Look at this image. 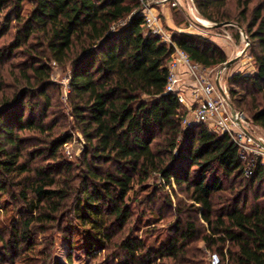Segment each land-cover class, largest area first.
Returning a JSON list of instances; mask_svg holds the SVG:
<instances>
[{
  "label": "trees",
  "instance_id": "16d2710c",
  "mask_svg": "<svg viewBox=\"0 0 264 264\" xmlns=\"http://www.w3.org/2000/svg\"><path fill=\"white\" fill-rule=\"evenodd\" d=\"M193 2L245 32L255 68L228 78V103L264 130V0ZM144 23L139 0H0V264H49L55 233L92 264H264V162L247 176L227 133L182 125L165 92L174 46ZM172 40L203 66L228 61L200 33ZM52 62L70 70L67 110Z\"/></svg>",
  "mask_w": 264,
  "mask_h": 264
},
{
  "label": "built area",
  "instance_id": "2783aa9c",
  "mask_svg": "<svg viewBox=\"0 0 264 264\" xmlns=\"http://www.w3.org/2000/svg\"><path fill=\"white\" fill-rule=\"evenodd\" d=\"M145 16V28L148 32L159 35L163 41L174 46V52L168 63V78L165 92L173 93L186 106L188 112L182 120L186 127L205 123L210 130L227 133L239 147L240 157L246 161L245 174H252L256 160L264 162V143L257 139L243 124L238 121L239 113L231 111L227 95L223 87H219L216 79L212 78L214 67H206L191 60L189 55L178 48L173 40L172 33L164 26L159 14V8L168 2L178 6L177 0H139ZM181 65H185L192 84L188 85L192 100L189 101L183 88L180 73ZM81 149L83 140L81 141ZM212 264H219L217 253H211Z\"/></svg>",
  "mask_w": 264,
  "mask_h": 264
},
{
  "label": "rangeland",
  "instance_id": "374dc122",
  "mask_svg": "<svg viewBox=\"0 0 264 264\" xmlns=\"http://www.w3.org/2000/svg\"><path fill=\"white\" fill-rule=\"evenodd\" d=\"M183 4H193V0H181ZM171 6L172 10L178 9L179 6H172V2L166 3V6ZM178 4H180L178 2ZM163 7V6H161ZM174 8V9H173ZM188 12L191 16L188 17L186 24H183V28L191 29L192 32H197L205 37L210 38L221 46L228 55V61L237 58V60L228 68L222 69L223 65L215 66L211 75L213 79L219 80V85L223 87L226 92L227 99L229 98L228 91V78L237 71H253L254 61L253 57L249 54L248 46L249 41L246 35L242 32L243 29L238 26H221L215 27L212 22L202 18L196 10L189 9ZM159 14L160 8H159ZM169 32L183 31L179 29H172L164 24ZM189 32V31H188ZM53 67L52 80L59 83L61 86V101L68 109V103L66 95L68 92V78L70 74L69 68L58 66L56 63H51ZM216 79V81H217ZM253 135L264 143V130L255 128ZM81 134L76 132L75 139L67 143L64 147V155L67 160L74 161L81 153ZM6 221V213L0 209V226ZM55 246L52 250V257L49 264H92L95 259H90L87 255L83 254L79 250L71 249L61 234L55 233ZM209 254V253H208Z\"/></svg>",
  "mask_w": 264,
  "mask_h": 264
},
{
  "label": "crops",
  "instance_id": "0c3cea01",
  "mask_svg": "<svg viewBox=\"0 0 264 264\" xmlns=\"http://www.w3.org/2000/svg\"><path fill=\"white\" fill-rule=\"evenodd\" d=\"M180 4H178L179 8H186V10H189V9H192V10H197V8L195 7L194 3L193 4H183V2H181V0H177ZM160 13H161V18H162V21L165 25H167L168 27L172 28V29H179V30H183V31H186V32H192L191 29H188V28H183V24H180V25H177L175 24V21H174V17H173V10L169 5L166 6L163 5V7H160ZM180 73H181V77H182V82H183V88L185 89V93L187 95V98L189 101L192 100V97H191V93H190V90H189V87L188 85L192 84V80L189 76V73H188V70L186 68L185 65H181L180 67Z\"/></svg>",
  "mask_w": 264,
  "mask_h": 264
},
{
  "label": "water",
  "instance_id": "95a60500",
  "mask_svg": "<svg viewBox=\"0 0 264 264\" xmlns=\"http://www.w3.org/2000/svg\"><path fill=\"white\" fill-rule=\"evenodd\" d=\"M227 24H228V23H226V22H221V23L215 24L214 26H215V27H221V26H224V25H227ZM242 32L244 33L243 30H242ZM244 34H245V33H244ZM248 44H249V43H248ZM236 60H237V58H233V59L227 61V62L222 66V69H224V68H228V67L231 66ZM217 84H218V86L220 87V85H219V80H218V79H217ZM238 113H239V117H238V121H239V122H240L241 120L246 121V122L250 121L249 118H248L245 114H243L242 112H238Z\"/></svg>",
  "mask_w": 264,
  "mask_h": 264
}]
</instances>
